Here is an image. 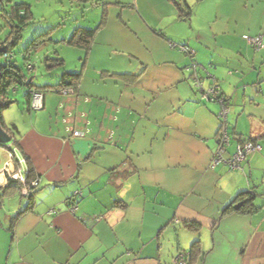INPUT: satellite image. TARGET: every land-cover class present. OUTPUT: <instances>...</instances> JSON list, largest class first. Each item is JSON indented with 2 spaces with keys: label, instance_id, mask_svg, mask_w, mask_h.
<instances>
[{
  "label": "crops",
  "instance_id": "obj_1",
  "mask_svg": "<svg viewBox=\"0 0 264 264\" xmlns=\"http://www.w3.org/2000/svg\"><path fill=\"white\" fill-rule=\"evenodd\" d=\"M94 6L48 56L66 65L72 51L75 69L62 77L81 72L75 93L43 89L44 108L33 111L29 89L14 88L3 113L18 141L15 168L30 164L40 188L29 209L27 199L10 207L21 213L13 228L0 223V264H172L180 252L189 264H264V50L244 39L264 37V0ZM102 21L89 50L65 42ZM171 43L188 46L205 84L231 98L228 154L240 140L261 146L242 169L212 165L221 108L201 101L191 58ZM77 192L73 215L65 202Z\"/></svg>",
  "mask_w": 264,
  "mask_h": 264
},
{
  "label": "rangeland",
  "instance_id": "obj_2",
  "mask_svg": "<svg viewBox=\"0 0 264 264\" xmlns=\"http://www.w3.org/2000/svg\"><path fill=\"white\" fill-rule=\"evenodd\" d=\"M100 1L101 0H93L92 2L98 4ZM92 2L86 5H79L71 4L68 0H13L12 4L6 7L7 11L11 9L12 5L16 4H24L31 7L33 14L32 22L27 27L23 28L21 38L17 45L12 47V52L15 56L14 62L23 69L26 76L29 75V77L35 78V85L41 86L46 82L51 85L56 84L57 82L59 83L62 74L65 71H74L76 57L72 53H69L72 51L67 53L64 51L63 57L66 59L67 64L63 68H55L52 70L47 69L44 61L45 58H48V56L52 54L56 56L55 52H59V44L64 37V34L74 27L75 23H77L76 21L83 20V14L87 16L88 19L89 17L93 18V13L91 12H93L95 8H92ZM10 32V25L0 15V45L9 38ZM35 41L39 44L38 49L34 50L33 48V50L29 52L30 55H27L26 51H28ZM27 58L30 64L34 67L33 70H27ZM13 89L14 88L8 92V99L11 101L16 97L13 94ZM15 89L19 90L21 94L22 91H24L22 86L15 87ZM12 117L15 119L14 115ZM11 144H8L6 148L0 146L1 170L6 165L5 162L10 159L11 154L13 153V151H10L9 149V145ZM12 163L14 164V167L11 165V168L17 171L18 169L15 168L16 164L14 160ZM2 178L0 176V179ZM39 193L40 192H38V194ZM25 200L26 199H22L20 195H15L11 198L3 196V200L0 204V223H2L3 226L6 228L9 227L8 224L11 225L12 218L15 217L14 214H8L10 207L14 206L17 207L16 209H20L25 205Z\"/></svg>",
  "mask_w": 264,
  "mask_h": 264
},
{
  "label": "trees",
  "instance_id": "obj_3",
  "mask_svg": "<svg viewBox=\"0 0 264 264\" xmlns=\"http://www.w3.org/2000/svg\"><path fill=\"white\" fill-rule=\"evenodd\" d=\"M70 1L81 2V3L86 4V3H91L93 0H70ZM12 2H13V0H2V10L0 11V15L8 22V24L10 25V28H11L9 38L3 44L0 45V66H1V70H0V123L3 127V129L12 137L13 144L16 145L18 141H17V138L15 137L14 128H9L8 126H6V124L4 123V119H3L4 111L6 109H8L11 106V104L13 103L12 101L10 102L8 99V92L12 88L24 86V87H27L29 89L28 96H29V98H31V92L32 91H38V92H41L43 94L42 90L47 89V88L48 89L49 88L55 89L58 91H60L64 88L75 90V89H77V86H78L79 81L81 79V72H76V73H72V74H64L57 86H46L44 88H41V87L36 88L35 84L32 81L29 83V78L25 75L23 69L21 67H19L14 62L15 56L12 52V47H15L17 45L18 41L20 40L23 28L27 27L32 22L33 14L31 11V7L29 5H24V4L12 5L11 9L9 11H7L6 7L8 5L12 4ZM92 6H94V2H92ZM103 24H104V21H102L101 24H99L98 28H96V29H83V28L75 29L73 31L71 37L68 40H66L65 42L71 46L78 47V48H81V49L87 51L91 48V44L95 38V34H96L97 30L100 27H102ZM46 34H48V33H46ZM46 34H44V35H46ZM38 45H39L38 42L35 41L31 45V47L28 49V51H26V54L30 55L29 52L32 51L33 48H34V50H37L39 47ZM4 53L12 54V56H13L12 59H9V60L4 59L3 58ZM26 60L28 61V58ZM27 61H26V67L28 70V67L32 66V65L30 64L29 61H28L29 63ZM45 64H46V67L50 70L55 69V68H61V67L63 68L65 66V62L63 59L51 58V57H48L45 59ZM30 105H31V100H30ZM249 141H252V140H249ZM240 142H243V140H240ZM252 142H254V141H252ZM0 146L1 147H7V145L4 146L1 144H0ZM35 178H37L35 170L33 169V167L30 164H28V172H27L28 183L35 180ZM22 188H23V186L21 185L20 182L15 181V180H11V179L8 181L6 187H2V185H0V202L3 200V196H7V197L11 198L15 195H20ZM37 190L31 191V194L28 198H23V199H27L29 201L26 209H29L32 206L33 196ZM78 193H79V196H76V197L72 196L68 200L73 199V201H75L77 203V199L82 197L81 192H78ZM251 195L250 194H242L238 197V200L242 199L245 196L246 197L248 196L249 198L252 199L254 197L253 196L254 193H251ZM67 209H69L68 206H67ZM20 215H21V213L12 218V221H11L12 222L11 223L12 228H13L15 222L18 220ZM194 229L198 230V227L195 226ZM200 243L201 242H196L193 245L192 250H191V255H194L199 250V247H200L199 244ZM181 253L182 254L184 253L186 255L187 261H188V254H186L185 252H180L179 254H181ZM175 258H174V260H175ZM174 260H173V262H174ZM188 263H189V261H188Z\"/></svg>",
  "mask_w": 264,
  "mask_h": 264
},
{
  "label": "built area",
  "instance_id": "obj_4",
  "mask_svg": "<svg viewBox=\"0 0 264 264\" xmlns=\"http://www.w3.org/2000/svg\"><path fill=\"white\" fill-rule=\"evenodd\" d=\"M245 41L251 45L255 51L260 52L264 50V37L259 35L256 37H251L248 35L244 36ZM173 48H178L181 52L186 54L191 58V63L187 66L186 71L190 74V78L193 82L194 88L200 99L204 103H216L220 106V112L218 114L219 122H220V129L217 136V149L214 153L212 165L218 166L220 164H224L228 166L231 171H236L242 169V163L252 154L256 152H260L262 150L261 146L257 143L252 141H243L239 142L235 148L234 153L228 154V148L231 144V133H230V121L229 115L231 112V98L224 95L218 85L212 84L207 86L205 84V79L200 76L199 74V64L194 59V53L188 46H177L173 43L170 44ZM12 54L4 53L3 58L6 60L12 59ZM28 70H33L32 66L28 67ZM62 95H71L74 94L73 89L64 88L59 91ZM44 94L38 91L31 92V110L33 111H41L44 108ZM74 138H81L84 137V133L82 131H74L73 133ZM228 156V157H227ZM16 159V151H13L11 154L9 162L6 163L4 168L0 169V176L5 177L6 181L8 180H15L21 183L23 186L21 195L23 198H28L31 194V191L37 190L40 188V179L35 178L32 182L28 183L27 181V172L11 168L13 165V160ZM15 161V160H14ZM20 163L25 164V160L19 161ZM7 175V176H6ZM2 183V182H1ZM82 195V194H81ZM80 195V196H81ZM79 196L77 192L75 195ZM65 204L68 206V211L71 214H75L77 211V203L73 201V199L66 200ZM57 210H53L51 214H57ZM173 264H189L187 261L186 255L183 253L179 254Z\"/></svg>",
  "mask_w": 264,
  "mask_h": 264
},
{
  "label": "water",
  "instance_id": "obj_5",
  "mask_svg": "<svg viewBox=\"0 0 264 264\" xmlns=\"http://www.w3.org/2000/svg\"><path fill=\"white\" fill-rule=\"evenodd\" d=\"M2 10V0H0V11ZM0 70H1V66H0ZM30 82V81H29ZM13 143V139L12 137L3 129L1 123H0V144L1 145H8ZM244 205L243 202H240L239 204H237L234 209L238 210L240 209L242 206Z\"/></svg>",
  "mask_w": 264,
  "mask_h": 264
}]
</instances>
